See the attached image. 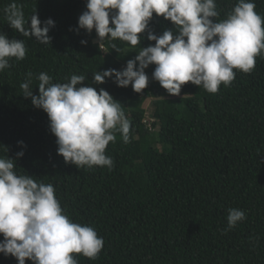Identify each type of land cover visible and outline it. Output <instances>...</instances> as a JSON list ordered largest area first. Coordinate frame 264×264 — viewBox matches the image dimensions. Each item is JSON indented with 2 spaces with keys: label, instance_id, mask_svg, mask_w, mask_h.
Returning <instances> with one entry per match:
<instances>
[{
  "label": "trees",
  "instance_id": "obj_1",
  "mask_svg": "<svg viewBox=\"0 0 264 264\" xmlns=\"http://www.w3.org/2000/svg\"><path fill=\"white\" fill-rule=\"evenodd\" d=\"M23 6L25 20L38 15L55 26L45 45L13 30L4 9ZM218 20L227 18L237 0H216ZM264 16V0H254ZM87 0H0V33L23 40V60H10L0 72V158L16 160L15 171L52 184L66 214L93 227L104 240L98 258L74 254L78 264H264V54L251 73L236 71L228 87L216 94L191 83L179 96L169 95L152 79L155 65L146 69L149 86L136 93L112 79L93 83V74L123 70L139 50L120 40L94 41L93 31L79 29L78 18ZM27 26V25H26ZM149 29L156 35L175 26L153 15ZM87 41V45L81 43ZM129 48L117 53L112 48ZM154 45L142 34L141 47ZM31 72V87L39 95L41 72L53 83L84 75L85 86L104 88L121 103L131 122L130 142L115 133L106 155L114 167L77 168L57 154L56 137L42 109L23 97L20 85ZM152 101L153 122L145 112L131 109ZM23 141L26 147L18 142ZM161 146V147H159ZM23 151L17 160V153ZM245 212L246 220L228 228V209ZM4 239L0 234V241ZM0 264H18L0 254ZM26 264H32L26 261Z\"/></svg>",
  "mask_w": 264,
  "mask_h": 264
},
{
  "label": "clouds",
  "instance_id": "obj_2",
  "mask_svg": "<svg viewBox=\"0 0 264 264\" xmlns=\"http://www.w3.org/2000/svg\"><path fill=\"white\" fill-rule=\"evenodd\" d=\"M23 6L15 2L5 7L9 26L22 36L41 44L52 41L49 32L55 22L43 24L35 13L30 24ZM87 10L78 18L79 29L95 31L99 46L105 38L125 42L139 50L123 70L108 69L93 74V83L107 79L121 88L129 86L143 93L150 80L146 69L155 65L152 79L169 95L179 96L182 86L191 83L216 94L221 85L228 87L236 71L251 73L255 57L264 54V16L256 12L254 0H237L227 18L218 20L216 0H87ZM175 26L162 35L149 29L153 15ZM27 25V26H26ZM154 45L141 47L142 34ZM87 45L86 40H82ZM117 53L129 51L112 44ZM27 48L23 40L8 39L0 33V72L11 67L10 60H23ZM33 74L20 87L23 97L42 109L49 118L56 137L57 154L77 168L107 167L114 161L106 155L108 145L120 133L130 142L131 122L121 106L104 88L85 86L84 75H71L67 83H53L46 72L38 74L39 95L31 87ZM26 147L23 141L18 142ZM23 151L17 153V160ZM16 160L0 158V254L14 257L18 264H78L74 254L95 260L103 250L104 240L88 225L74 222L64 211L52 184L30 175L18 174ZM246 220L244 211L228 209V228Z\"/></svg>",
  "mask_w": 264,
  "mask_h": 264
},
{
  "label": "rangeland",
  "instance_id": "obj_3",
  "mask_svg": "<svg viewBox=\"0 0 264 264\" xmlns=\"http://www.w3.org/2000/svg\"><path fill=\"white\" fill-rule=\"evenodd\" d=\"M130 107L132 110H135V111H144L145 112V122H147L149 125L153 122L151 118V115L154 111L152 101L149 100L146 102L132 103Z\"/></svg>",
  "mask_w": 264,
  "mask_h": 264
}]
</instances>
